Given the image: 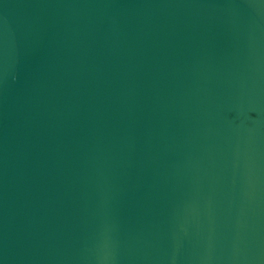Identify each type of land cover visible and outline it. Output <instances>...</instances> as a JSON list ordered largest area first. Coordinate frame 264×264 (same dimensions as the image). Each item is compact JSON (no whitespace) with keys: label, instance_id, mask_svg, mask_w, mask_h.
Returning a JSON list of instances; mask_svg holds the SVG:
<instances>
[{"label":"water","instance_id":"obj_1","mask_svg":"<svg viewBox=\"0 0 264 264\" xmlns=\"http://www.w3.org/2000/svg\"><path fill=\"white\" fill-rule=\"evenodd\" d=\"M0 264H264V0H0Z\"/></svg>","mask_w":264,"mask_h":264}]
</instances>
